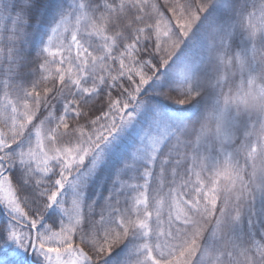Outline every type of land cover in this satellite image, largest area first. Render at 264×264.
<instances>
[{"label":"snow or ice","instance_id":"6c2138e0","mask_svg":"<svg viewBox=\"0 0 264 264\" xmlns=\"http://www.w3.org/2000/svg\"><path fill=\"white\" fill-rule=\"evenodd\" d=\"M0 215L12 261L264 264V0H0Z\"/></svg>","mask_w":264,"mask_h":264},{"label":"trees","instance_id":"16d2710c","mask_svg":"<svg viewBox=\"0 0 264 264\" xmlns=\"http://www.w3.org/2000/svg\"><path fill=\"white\" fill-rule=\"evenodd\" d=\"M236 43H238V41H236ZM165 191H167V190H165ZM152 206H153V208L156 206L155 200L152 201ZM165 209H167V208L165 207ZM2 219H3V217H2V215H0V220H2ZM0 259H7L9 261V264H31V260L33 259V257L31 255H26V254L20 253L17 261H12L9 258L7 251H5L4 249H0Z\"/></svg>","mask_w":264,"mask_h":264},{"label":"rangeland","instance_id":"374dc122","mask_svg":"<svg viewBox=\"0 0 264 264\" xmlns=\"http://www.w3.org/2000/svg\"><path fill=\"white\" fill-rule=\"evenodd\" d=\"M166 212H167V209H165V214H166ZM24 254V253H23Z\"/></svg>","mask_w":264,"mask_h":264}]
</instances>
